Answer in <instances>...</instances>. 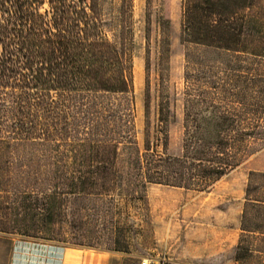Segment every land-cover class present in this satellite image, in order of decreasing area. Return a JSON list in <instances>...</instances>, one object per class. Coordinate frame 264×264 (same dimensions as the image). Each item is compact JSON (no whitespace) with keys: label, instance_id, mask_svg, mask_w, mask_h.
Instances as JSON below:
<instances>
[{"label":"rangeland","instance_id":"374dc122","mask_svg":"<svg viewBox=\"0 0 264 264\" xmlns=\"http://www.w3.org/2000/svg\"><path fill=\"white\" fill-rule=\"evenodd\" d=\"M128 2L125 17L124 0H99L104 32L118 40L126 26L128 40L133 43L132 91L104 94L96 100L102 105L107 131L114 128L111 138L119 148L122 172L129 157L143 152L147 92L153 137L166 138V150L160 147L159 151L169 155L181 154L187 99H195L199 88L223 108L257 110L259 119L252 124L264 130V119H260L264 112V56L251 54L256 53L254 47L236 54L187 44L183 38L185 0ZM164 17L170 18L171 53L162 58ZM254 46L262 48L264 43ZM200 66L203 80L199 84ZM214 81L219 84L217 91ZM112 111L114 118L108 117ZM161 111L163 134L158 133ZM53 145L1 147L0 230L6 232H0V264H55L56 253L63 247L74 248L75 253L95 262L106 258L112 264H264L261 235L241 234L237 250L230 245L220 247L223 240H230V228L242 221L249 173L264 172V134L251 141L252 156L206 190L145 185L140 177L138 187L118 183L103 197L78 200L63 196V206H56L52 216L48 206H32V217L27 213L29 206L14 204L15 186L25 175L51 184L60 176H79V167L66 155L69 147L61 144L53 151ZM251 199L264 200V195L254 193ZM254 216L253 212L248 218L254 220Z\"/></svg>","mask_w":264,"mask_h":264},{"label":"trees","instance_id":"16d2710c","mask_svg":"<svg viewBox=\"0 0 264 264\" xmlns=\"http://www.w3.org/2000/svg\"><path fill=\"white\" fill-rule=\"evenodd\" d=\"M128 10L124 0L125 17ZM184 11L187 44L236 54L254 47L251 54L264 56V46H254L264 43V0H185ZM169 25V17L161 19L162 58L171 53ZM127 31L125 26L118 40L108 37L99 0H0V155L4 144L53 143V151L65 144L66 155L79 167L78 177L60 176L54 184L25 175L13 193L16 206H29L28 215L32 206H48L52 216L56 206H63V196L103 197L118 183L138 187L140 177L145 185L206 190L254 154L251 141L264 134L252 124L259 119L257 110L223 108L200 88L195 99H187L181 154L160 152L167 141L153 137L147 92L143 152L129 157L122 172L119 148L111 138L114 128L107 131L96 100L132 91L133 43ZM198 70L200 84L203 68ZM213 83L217 91L219 84ZM115 115L112 111L108 117ZM261 116L264 112L263 120ZM259 181L264 183V174L252 173L241 230L264 237V200L251 199L254 193L264 195Z\"/></svg>","mask_w":264,"mask_h":264},{"label":"crops","instance_id":"0c3cea01","mask_svg":"<svg viewBox=\"0 0 264 264\" xmlns=\"http://www.w3.org/2000/svg\"><path fill=\"white\" fill-rule=\"evenodd\" d=\"M236 170H234L232 173H234ZM252 173H263L262 171H252L249 173L248 176V181H247V185H246V189L244 192V201L241 204V206H243L242 209V221H243V214L245 211V208L247 206V199H246V195H247V189L248 186L250 184V177ZM236 206V205H235ZM242 221L241 223L239 222L235 228L231 227L230 228V240L226 239L223 240V242L220 243V247L221 249L223 248L222 246H231V249H235L237 250L239 247L240 239H241V234H243V231L241 230L242 228ZM240 226V230L239 227ZM228 241H230V243H228ZM76 249L74 248H67V247H63L60 250L57 251L56 253V260H55V264H112L111 260H98L95 262V260L93 258H89V257H84L83 255H78L77 253H75ZM85 251V250H83ZM89 251V250H88Z\"/></svg>","mask_w":264,"mask_h":264},{"label":"built area","instance_id":"2783aa9c","mask_svg":"<svg viewBox=\"0 0 264 264\" xmlns=\"http://www.w3.org/2000/svg\"><path fill=\"white\" fill-rule=\"evenodd\" d=\"M143 264H145V263H143Z\"/></svg>","mask_w":264,"mask_h":264}]
</instances>
